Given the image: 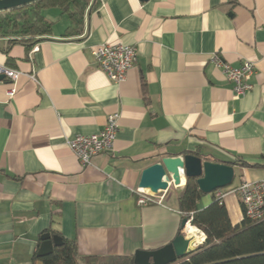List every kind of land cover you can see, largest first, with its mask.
I'll use <instances>...</instances> for the list:
<instances>
[{"label":"crops","instance_id":"crops-1","mask_svg":"<svg viewBox=\"0 0 264 264\" xmlns=\"http://www.w3.org/2000/svg\"><path fill=\"white\" fill-rule=\"evenodd\" d=\"M55 10L43 13L51 34L29 51L15 44L7 55L0 39V64L21 73L12 96L0 81V264H42L44 233L74 240L79 257H132L187 237L176 200L184 184L162 205L138 207L133 195L142 171L167 156L258 165L234 166L231 187L264 180V0H97L73 37ZM103 44L136 48L119 85L94 63L91 49ZM213 55L254 63L247 95L233 97ZM111 114L112 150L82 168L67 142L100 132ZM223 205L238 225V197L227 193ZM190 239L192 248L202 240Z\"/></svg>","mask_w":264,"mask_h":264},{"label":"trees","instance_id":"trees-1","mask_svg":"<svg viewBox=\"0 0 264 264\" xmlns=\"http://www.w3.org/2000/svg\"><path fill=\"white\" fill-rule=\"evenodd\" d=\"M96 6L97 0H38L23 7L0 12V39L7 42L4 53L8 55L9 48L15 44H20L29 51L51 34L53 23L45 18L44 11L56 9L65 15L69 20L65 37H73L82 33L85 15ZM188 154L210 161L197 152L184 153ZM227 164L241 168L258 167L243 161ZM204 195L199 191L195 178H187L177 193L176 200L182 221L190 219L191 226L203 232L205 239L194 251L175 264H264V219L253 222L243 218L238 225L233 226L225 206L214 198L213 193L211 204L202 209L198 208L197 203ZM34 259L42 264H134L133 256L79 257L76 242L66 239L51 254L42 258L35 254Z\"/></svg>","mask_w":264,"mask_h":264},{"label":"built area","instance_id":"built-area-1","mask_svg":"<svg viewBox=\"0 0 264 264\" xmlns=\"http://www.w3.org/2000/svg\"><path fill=\"white\" fill-rule=\"evenodd\" d=\"M136 52L135 47L123 44H103L91 49V54L97 68L105 74L110 82L116 85L123 83L128 72L133 68ZM211 61L215 67L221 68L227 81L232 84V93L235 99L242 98L250 92L252 89L250 80L255 70L254 63L244 61L239 67H232L228 63H223L218 55H213ZM20 75L19 71L0 64L2 81L10 83V88L7 91L8 96H12L16 92L15 83ZM31 79L35 81L34 77H31ZM117 131L118 115L111 114L107 116L106 124L100 132L92 135H77L73 139H70L67 145L82 168L90 167L94 157L112 150ZM180 173L182 175L183 171ZM169 185L170 187L173 186L170 183ZM165 192L154 194L149 190L139 188L133 191V195L136 198V205L144 207L162 205L163 194ZM227 193H232L238 197L243 218L253 222L264 219V180L241 181L234 187L230 186L226 189L216 190L213 192V195L219 203H223V199ZM188 224H190V219L187 220L186 226ZM197 231L200 233L202 240L195 248L201 245L205 239L203 232L199 229ZM186 238L188 239V237Z\"/></svg>","mask_w":264,"mask_h":264},{"label":"water","instance_id":"water-1","mask_svg":"<svg viewBox=\"0 0 264 264\" xmlns=\"http://www.w3.org/2000/svg\"><path fill=\"white\" fill-rule=\"evenodd\" d=\"M38 0H0V12L9 11L32 4ZM147 2L148 0H139ZM3 77L0 76V81ZM181 171L183 174L181 175ZM235 176L234 167L225 162H210L202 160L194 154L181 156H167L159 163H154L144 169L140 176L139 188L151 193L167 191L169 183L175 187L185 184L187 178H195L199 191L205 195L212 194L219 189L230 187ZM187 220L181 222L184 230ZM63 239L58 235L44 233L40 236V243L36 257L42 258L53 252L54 248L62 246ZM196 248L183 234L178 235L169 245L156 251L138 250L134 253V264H175L179 259L187 256Z\"/></svg>","mask_w":264,"mask_h":264},{"label":"bare ground","instance_id":"bare-ground-1","mask_svg":"<svg viewBox=\"0 0 264 264\" xmlns=\"http://www.w3.org/2000/svg\"><path fill=\"white\" fill-rule=\"evenodd\" d=\"M184 180H182V184H183ZM185 234L187 235V237L189 238V240H191L190 238H195L197 240H201V235L200 233L197 231V229H195L194 227H192L190 224H188L185 227Z\"/></svg>","mask_w":264,"mask_h":264},{"label":"rangeland","instance_id":"rangeland-1","mask_svg":"<svg viewBox=\"0 0 264 264\" xmlns=\"http://www.w3.org/2000/svg\"><path fill=\"white\" fill-rule=\"evenodd\" d=\"M46 11H47V10H46ZM56 12H57V10L54 11V13H56ZM43 13H44V15H45L46 17H48V15H51V14H49V12L46 13V12L44 11ZM225 189H226V188H225Z\"/></svg>","mask_w":264,"mask_h":264}]
</instances>
